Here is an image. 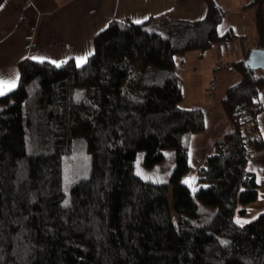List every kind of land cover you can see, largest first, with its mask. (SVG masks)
<instances>
[{
    "label": "trees",
    "instance_id": "obj_1",
    "mask_svg": "<svg viewBox=\"0 0 264 264\" xmlns=\"http://www.w3.org/2000/svg\"><path fill=\"white\" fill-rule=\"evenodd\" d=\"M202 1L200 20H112L83 65L19 63L17 88L0 96V264H264V214L236 221L259 198L246 166L264 149L252 105L264 71L248 58L232 65L241 80L221 101L231 132L197 169V191L185 182L206 111L182 107L176 57L237 38L219 33L220 4ZM251 5L264 49V0ZM166 151L176 158L167 183L136 173L141 152L150 169Z\"/></svg>",
    "mask_w": 264,
    "mask_h": 264
},
{
    "label": "crops",
    "instance_id": "obj_2",
    "mask_svg": "<svg viewBox=\"0 0 264 264\" xmlns=\"http://www.w3.org/2000/svg\"><path fill=\"white\" fill-rule=\"evenodd\" d=\"M216 1L226 12L219 33L231 31L237 38L204 54L190 52L175 60V70L183 81V108L191 109L193 104L208 105L206 129L192 138L191 148H196L199 161L193 168L190 153V174L205 166L207 158L215 151V144L231 132L232 126L224 115L221 101L226 90L241 80L232 65L246 60L260 45L256 11L251 5L255 0ZM168 13L178 20H200L207 14V5L202 0H4L0 7V79L16 81V87L5 95L18 86L22 60L33 58L62 63L74 59L78 63L81 58L89 57L93 51V37L112 20L143 23ZM235 42H238L243 59L231 60L229 65L221 63L223 51L229 54L228 49L231 45L234 47ZM228 69L222 75L228 85L221 84L219 93L214 86L216 75ZM258 97L261 110L255 124L264 139V91ZM196 98L199 100L195 101ZM246 169L259 186V198L244 214L237 216L236 221L241 226L264 214V149L249 158Z\"/></svg>",
    "mask_w": 264,
    "mask_h": 264
},
{
    "label": "rangeland",
    "instance_id": "obj_3",
    "mask_svg": "<svg viewBox=\"0 0 264 264\" xmlns=\"http://www.w3.org/2000/svg\"><path fill=\"white\" fill-rule=\"evenodd\" d=\"M234 44H235L234 47L232 45L231 46L229 45L230 46L228 49L230 52L229 54H227L225 51H223V53L221 54V63L229 65L231 60L234 61V59H236L235 61H238V60L243 59L241 57V54H240V48L238 46V42H235ZM86 60H87V58L84 59V62L79 63V65H83L86 62ZM228 71H229V69L224 71V72H219L216 75V80L214 81V86L218 87L219 93L221 91V84L223 86L228 85L226 83V81L222 78V75ZM191 91L196 92V90H194V89L193 90L191 89ZM206 93H207V91L205 92V95H206ZM225 94H226V92H225ZM198 100L199 99L196 98L195 101H198ZM192 106H193V108L200 106V107L204 108V110H205L208 105L206 106L204 104H201V105L200 104H193ZM182 107H184V105H182ZM221 107H222V105H221ZM2 108H3V106L0 105V110ZM215 115H216V113H215V111H213L212 117H214ZM190 151H191L190 153L192 156L191 157L192 167L196 168L198 161H199L198 156L195 155L196 148L193 146ZM164 154H165V157H164V161L162 163L154 166L153 168L148 169V168H145L143 165V159H144L145 154H144V152H141L138 155L137 162H136V173L142 179H144L146 181H151L155 184L167 183L169 181L172 173H173V170L175 169L176 158H175V152L174 151H166ZM193 155H195V156L193 157ZM185 182L191 188L192 192L195 193L197 191L198 187L196 184V174L195 173L188 175L185 179ZM173 217H174L175 221L177 222L176 214H173Z\"/></svg>",
    "mask_w": 264,
    "mask_h": 264
},
{
    "label": "water",
    "instance_id": "obj_4",
    "mask_svg": "<svg viewBox=\"0 0 264 264\" xmlns=\"http://www.w3.org/2000/svg\"><path fill=\"white\" fill-rule=\"evenodd\" d=\"M248 65L254 71H264V49L252 50L248 57Z\"/></svg>",
    "mask_w": 264,
    "mask_h": 264
},
{
    "label": "snow or ice",
    "instance_id": "obj_5",
    "mask_svg": "<svg viewBox=\"0 0 264 264\" xmlns=\"http://www.w3.org/2000/svg\"><path fill=\"white\" fill-rule=\"evenodd\" d=\"M0 7H3V5H0ZM91 53H89L90 55ZM85 58H81L80 61L78 62V66L79 63L84 62ZM53 63H55V61H53ZM16 87V81L15 80H4V79H0V96L5 95L6 91H11L13 88ZM239 223V221H237Z\"/></svg>",
    "mask_w": 264,
    "mask_h": 264
},
{
    "label": "built area",
    "instance_id": "obj_6",
    "mask_svg": "<svg viewBox=\"0 0 264 264\" xmlns=\"http://www.w3.org/2000/svg\"><path fill=\"white\" fill-rule=\"evenodd\" d=\"M259 100H260L259 97L254 98L253 101H252V105L254 107L256 106L257 108L261 109V107H260V101ZM250 114H251V107H247L245 109H242L240 111V115H241L242 122H246L248 120ZM246 135H247V140L248 141H250V140L253 139V137L251 135H249L247 133H246Z\"/></svg>",
    "mask_w": 264,
    "mask_h": 264
}]
</instances>
